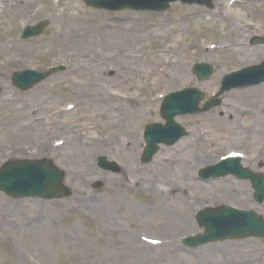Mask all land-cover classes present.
<instances>
[{"label": "rangeland", "instance_id": "374dc122", "mask_svg": "<svg viewBox=\"0 0 264 264\" xmlns=\"http://www.w3.org/2000/svg\"><path fill=\"white\" fill-rule=\"evenodd\" d=\"M213 3L212 8L174 3L165 13H112L90 8L86 0H0V168L10 160H49L63 172L66 193L59 199L45 200L13 199L0 192V264H264V240L211 243L198 249H189L182 243L184 238L204 232L195 217L207 207L225 205L252 210L264 217V204L255 202L249 181L229 176L203 182L198 177L201 169L214 166L233 153L243 157L244 167L264 175V95L234 97L238 91L260 88L264 83L217 95L226 75L264 61L228 66L220 63L221 54L208 58L192 47L194 43L214 44L201 41H211L213 32L227 31L233 24L252 25L255 30L247 36L246 44L264 56V18L259 12L264 9V0ZM196 11L202 12V17L194 16ZM126 19L132 23L142 19L151 27L159 20L166 23L172 37L163 42L164 52L174 61L188 64L187 82L149 93L150 87L164 81L160 75L141 74L133 81L129 77L128 82H121L126 62L119 60L126 61L134 55L130 43L120 42L116 34ZM44 21L48 26L41 35L27 41L21 39L25 27ZM173 23L181 26L179 35L170 32L174 31ZM192 40L194 43H190ZM8 41L15 42L12 46L21 44L15 47H22L23 52L6 50ZM142 44L155 50L159 44L142 42L135 47L138 57L144 53L141 61H150ZM93 61L102 82L110 87L109 91L102 90L101 96L93 90H88L90 94L82 90L79 73ZM202 63L214 70L203 82L192 72L195 64ZM52 67L65 70L28 92H21L12 84L16 72H46ZM223 69H228L227 73L218 83L213 82L214 75ZM187 88L206 94L201 106L210 100L220 104L201 115L177 118L176 123L186 129L187 137L173 146H161L152 161L144 164L141 157L145 128L164 124L160 114L164 97ZM77 117L85 120L77 123ZM229 134L238 138H230ZM195 139L198 143L190 144ZM133 145V154L125 156ZM163 156L175 159V163H191L193 177L199 184L242 188L238 196L235 190L219 191L216 201L203 202L192 211L193 228L174 230L178 250H157L162 242L159 233L167 232L161 231L166 228L159 227L157 221L163 208H157L155 197L146 191L153 188L149 182L155 181L156 176V182L169 183L163 179L168 177L158 171L156 158ZM100 157L106 158L112 171L98 165ZM181 195L190 196L187 192ZM164 210L172 214L170 206ZM210 247L214 249L207 251Z\"/></svg>", "mask_w": 264, "mask_h": 264}, {"label": "water", "instance_id": "95a60500", "mask_svg": "<svg viewBox=\"0 0 264 264\" xmlns=\"http://www.w3.org/2000/svg\"><path fill=\"white\" fill-rule=\"evenodd\" d=\"M178 1L185 4L211 6V0H90L87 4L93 8L110 11L132 9L164 12L169 8L170 3ZM47 26V22H43L36 27L26 28L23 39L40 35ZM255 44H259L258 41H255ZM64 69V67L53 68L45 73L26 70L16 73L13 76V83L19 89L28 91L47 80L52 74ZM212 72L213 68L209 65L198 64L194 67V73L198 74L202 81L207 80ZM262 82H264V64L227 76L222 92ZM204 98L205 94L195 89L173 93L166 97L161 113L167 125L147 127L145 132L147 147L142 158L143 163H149L152 160L159 150L158 145H174L187 135L185 130L174 122L176 117L202 113L220 104L219 101H213L207 103L204 109H199V104ZM98 161L99 166L106 171L113 170L105 157H100ZM240 163V159H226L219 166L202 171L201 176L207 179L233 174L241 179H250L256 191V200L263 203L264 177L252 175L249 171L242 169ZM63 180V173L50 161H14L0 170V191L15 199L38 196L53 200L66 195ZM197 220L206 232L196 238L187 239L185 243L190 247H198L212 241L243 239L250 236L264 237V219L253 212H239L229 207L206 209L199 214Z\"/></svg>", "mask_w": 264, "mask_h": 264}, {"label": "bare ground", "instance_id": "6f19581e", "mask_svg": "<svg viewBox=\"0 0 264 264\" xmlns=\"http://www.w3.org/2000/svg\"><path fill=\"white\" fill-rule=\"evenodd\" d=\"M232 3L234 6L238 2L236 1L235 3ZM253 12L257 14L255 10ZM259 12L262 15V17H260L264 18V9H260ZM201 14L203 13L200 11H196L194 16L202 17ZM223 19L225 18L223 17ZM129 20L130 19H126L125 24L120 25L116 32L117 38L120 42L130 43V46L133 48L131 51L134 54L131 55L130 58H128L126 61L119 60L120 63L126 62V66L123 67L125 71L120 75L121 82H128L129 77H131L133 81L138 75L141 74H145L150 77L154 74H156V76L160 75L164 81L162 83L159 82V86L157 87H150V90L148 91L149 93L152 89L155 90L160 87L166 89L165 86H168V90L171 86L183 83L186 81L185 79H189L190 72L188 70V64L182 63L179 59L174 61V59H171L169 55L164 52L165 44L163 42L167 38L172 36L171 34H169L167 25L163 20H159V24L154 27L149 26L148 23L142 19L136 20L135 23L129 22ZM136 22L139 23L140 26L135 27L134 24H137ZM172 25H174V29H172L174 31L170 32H174L176 35H179L182 32L181 26L178 28L177 24L173 23ZM254 30L255 29L252 25H243L242 27H240L237 24H233L227 31L217 30L213 32V38L211 41L207 42L205 41V39L201 41V43H214L216 45H197L193 40L190 43H194L192 45L193 49L197 50L196 52L204 57L211 58V55H214L215 57V54H221L220 58L222 62L220 63L236 67H243L246 65L248 66L254 64L255 62L264 61L263 54L261 55L257 50L248 48L246 44V41L248 40L247 36L254 32ZM142 42L151 43V46L159 44L158 50H155V48H152L148 45L142 44V48L146 50L145 56L150 58V61H141V58L144 57V53L141 57L137 56L138 51L135 47H138V43ZM11 43L15 42L8 41L7 43H5L4 47L6 50L11 49L10 51L14 50L16 52H23L22 47L18 49L15 47L20 46L21 44L17 43L12 46ZM139 59L140 63L137 64ZM12 61L21 62V60L16 59H13ZM1 63L2 62L0 61V64ZM130 63H132V65ZM227 71L228 69H223L222 72H218L217 74H215L213 77V82L218 83L220 78L225 75ZM79 76L80 78H83V91L85 90L86 92H88V90H93L94 92H97L98 96H101L102 90H110L109 85L102 82L103 78L100 76V74H98L97 65L94 61L90 64H87V66L84 67V71L79 73ZM142 78L146 80L144 75H142ZM128 91H133V89H129ZM88 93L90 94V92ZM252 93L254 94L251 95ZM256 93L257 95L263 96L264 86L252 90L238 91L234 95V97L250 99V97L255 96ZM128 118L129 116H127V119ZM76 120L77 123H79L80 121L85 120V118L77 117ZM112 123L113 121L110 122V124ZM229 133H231V131H229ZM229 136L230 138H238V136L236 135L229 134ZM134 141L137 142L136 139H134ZM134 141L133 143L135 144ZM198 141V139H195L194 141H191L190 144L193 145L194 143H198ZM183 145H185V142L183 143ZM133 151H135V145H133V147L128 153H126L125 156H129L130 152L133 154ZM121 154L123 153H120V155ZM195 154L193 153V155ZM156 161L158 162L157 166H160H158L159 173L167 176V179H163L169 181L168 184H161L160 182H156V180H158L156 176L155 181L152 180L149 182V184H153V188H149L146 190L155 197V204L157 208H163V213L161 214L162 217L157 221L160 222L158 224L159 227L161 226V228H163L162 226H164L166 228V230H160L167 232L159 233L160 236L158 239L162 242L158 243L157 250H178L179 247L175 246L174 244L177 239V237H175L174 230L186 229L190 226V228H193L194 225L190 220L192 211L198 210V208L201 207V203L206 201H216V198H218L216 197V194L219 191L226 193V190H235L236 196L242 193V188L239 185L227 187L219 185V183H215L211 186H205L203 184L197 183L195 178L193 177L194 168L190 166L191 163H188V161H177V163H175V159H173L172 161L166 156L161 157V159L156 158ZM180 180L184 181L185 183H181L180 185ZM160 186L163 188H160ZM182 192H187L188 194H190V196L185 198L181 195ZM220 199L222 200L223 197H220ZM198 204L199 206H197ZM166 206L171 207L172 214H167L165 212L164 208ZM127 237H129V235H127ZM164 242H166V244ZM133 243L134 240L132 239L131 244ZM213 249L214 247H210L207 251Z\"/></svg>", "mask_w": 264, "mask_h": 264}]
</instances>
